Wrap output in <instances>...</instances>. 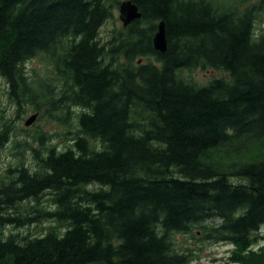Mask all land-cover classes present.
Wrapping results in <instances>:
<instances>
[{"label": "trees", "instance_id": "trees-1", "mask_svg": "<svg viewBox=\"0 0 264 264\" xmlns=\"http://www.w3.org/2000/svg\"><path fill=\"white\" fill-rule=\"evenodd\" d=\"M129 1L141 17L106 46L118 0H0V77L18 117L51 105L78 122L64 150L42 142L35 166L0 177V264H191L172 235L193 229L232 244L235 264H264V157L213 160L264 140V0ZM41 55L55 78L29 73ZM199 66L229 78L180 75ZM6 111L0 147L14 132Z\"/></svg>", "mask_w": 264, "mask_h": 264}, {"label": "rangeland", "instance_id": "rangeland-1", "mask_svg": "<svg viewBox=\"0 0 264 264\" xmlns=\"http://www.w3.org/2000/svg\"><path fill=\"white\" fill-rule=\"evenodd\" d=\"M118 1H120V4L115 2L113 16L100 28L99 39L106 46L127 31L120 17L121 4L126 0ZM263 29L264 16L257 21L256 32H260ZM150 59L154 60L153 58ZM150 59L148 57L139 58L143 62H147ZM26 68L31 75L35 74L45 79L49 77L55 78L56 76L53 64L45 55L29 60L26 63ZM180 75L200 86L209 83L215 78H229V74L223 69L202 68L200 66L192 69H183L180 71ZM57 84L60 88L61 82L58 81ZM2 108H7L5 114L11 120L14 132L9 141L0 147V177L4 176L10 167L15 166L20 161L31 167L35 166L36 160L33 148L43 149L42 142L56 145L58 150H64L72 142L71 138L77 131L78 122L75 112L72 111L69 117H66L67 112L65 110L57 109L51 111V105H47V107L37 111L30 107L26 113L18 117L16 107L8 99L6 82L4 78L0 77V109ZM35 113L38 114L35 122L31 126H26L25 121ZM24 129H27V131ZM213 157L215 162L217 161L219 165H223L225 168L235 167L247 160L263 158L264 140L259 143L253 141H241L237 144L230 143L215 150ZM94 186L99 187V185ZM94 186L92 185L91 187ZM42 203L50 206L47 196L42 198ZM49 224L51 223L46 222L34 227H7L6 230L14 229L22 234H29L39 231L41 225L47 227ZM262 233L264 234V227ZM172 240L179 251L184 250L190 253L192 257L191 264H235L232 260L230 261V256L234 249L232 244L206 240L198 229H193L190 233H174ZM263 244L264 241L259 245ZM258 246H255V249H258Z\"/></svg>", "mask_w": 264, "mask_h": 264}, {"label": "water", "instance_id": "water-1", "mask_svg": "<svg viewBox=\"0 0 264 264\" xmlns=\"http://www.w3.org/2000/svg\"><path fill=\"white\" fill-rule=\"evenodd\" d=\"M121 12V20L124 25H129L132 21L139 19L141 17V13L138 10L137 5L133 4L131 1L126 0L121 4L120 7ZM154 47L160 51H165L167 48V38H166V29L164 21H161L158 24V30L153 37ZM38 114L35 113L31 115L26 121V126H31L35 120L37 119Z\"/></svg>", "mask_w": 264, "mask_h": 264}]
</instances>
